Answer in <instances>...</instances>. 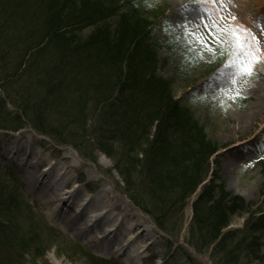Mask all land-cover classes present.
Wrapping results in <instances>:
<instances>
[{
	"label": "trees",
	"instance_id": "1",
	"mask_svg": "<svg viewBox=\"0 0 264 264\" xmlns=\"http://www.w3.org/2000/svg\"><path fill=\"white\" fill-rule=\"evenodd\" d=\"M133 1L136 0H0V43H11L15 30V39L24 40L23 58L17 70L31 73L32 61L27 58L32 52L36 56L32 68L48 57L55 64L52 73L39 82L44 99L40 93L37 98L32 95L37 99L32 106L26 96L19 104L20 110L24 116L34 110L32 125L59 141L63 130L69 129V142L89 161H96L92 157L96 151L111 160H116V155L125 159L116 170L127 195L170 235L183 226L182 218L176 225L165 226L174 206L183 204L201 188L193 201L187 244L198 253H208L214 264L264 262V211H251V204L240 196H232L215 181L217 172L211 162L218 149L206 138L190 110L174 99L170 81L158 77L155 49L160 46L159 41L149 28L146 30L150 23L143 25L147 17L139 16L141 9ZM130 4L131 16L126 11ZM120 12L135 24L132 27L123 22L120 42L109 41L101 32L94 36L98 42L92 39L78 44L71 38L75 27H87L110 16L120 17ZM218 49L223 50V46ZM224 56V52L220 54V58ZM74 94L82 100L65 101ZM84 103L93 108L95 118L86 119V106L77 110ZM3 108L0 101V129L22 128V115L13 118ZM48 109L51 115H57L56 129L41 121L42 113ZM109 143L117 146L119 152L113 153L116 149L110 148ZM172 162L176 163L174 168ZM163 163L166 171L160 168ZM144 194L149 196L148 203L143 200ZM1 199L0 209L11 206L13 218V205L7 206ZM247 214L243 227L229 228L235 217ZM30 232L0 222V249L6 246L13 254L16 243L24 246L40 239L35 227ZM34 248L41 255L40 249Z\"/></svg>",
	"mask_w": 264,
	"mask_h": 264
},
{
	"label": "rangeland",
	"instance_id": "2",
	"mask_svg": "<svg viewBox=\"0 0 264 264\" xmlns=\"http://www.w3.org/2000/svg\"><path fill=\"white\" fill-rule=\"evenodd\" d=\"M222 1L136 0L132 3L141 9L139 16L147 17V22L143 25L148 22L150 25L146 30L149 28L154 39L159 41L160 46L157 50L155 49L158 58V77L170 81L174 99L190 110L192 117L204 129L206 138L218 149L212 157L215 162H211V168L216 169L217 172L215 181L222 184L225 191L232 196H240L246 203L251 204V211L258 213L264 211V34L260 31L264 28V0H255L253 3L255 9L252 7L251 9H254L256 14L251 16L249 23L241 16H237V9H231L230 1L237 0H229L227 9L220 8L221 11H219ZM239 2L240 7L245 0H242V3ZM131 9L133 6L130 4L126 10L130 16L133 15L130 12ZM126 16H110L87 27L83 24L79 25L78 28L75 27L76 31L71 38L78 44L82 41H92V39L98 42L100 40L94 36L101 32L106 34L109 41L120 42L122 36L119 30L122 29L123 22L124 25L129 23L132 27L135 26L134 22H130ZM233 29L241 35H244L245 29L254 33L260 41L261 49L257 53L260 63L254 66L253 75L251 77L237 76L236 83H232L231 80L235 69L225 67L230 59L229 53L234 49L231 36ZM17 33L18 31L15 30V34L10 38L11 43H0V101L4 105L3 111L5 114L9 112L13 118L22 115L19 121L22 128L19 130L0 129V198L7 206L13 205L16 211L12 215L15 218L13 220L11 206L6 209L3 206L0 209V222L7 227H14L27 233H31L30 230L35 227L40 233L38 235L40 239L30 241L24 246L16 243L14 246L16 252L14 251L13 254L6 246L0 249V264H93L97 263L96 260L100 261L97 264H128L119 255L96 253L90 245L76 240L69 230H65L49 218L50 210L29 193L28 183L23 179L21 164L9 159L6 153V146L9 143L18 141L20 144L26 140H32L36 146L42 144L60 151L61 154L72 155L73 161L83 166L84 173L92 174L95 180H102L92 193L102 189L101 186L113 190L115 196L121 198L122 206H127L139 221L142 220L153 230L152 241L155 243L142 254L140 259H136L134 264H214L208 253H198L187 244L189 223L193 218V201L201 188L183 204L178 203L174 206L175 211L171 214L169 223L165 222V226L168 228V225H176L181 218L183 226L181 230L170 235L156 224L154 216L136 206L127 195L121 176L116 170L118 165L123 166L125 159L120 160L116 155V160H111L107 155L96 151L92 156L96 161H89L83 158L69 142V129L63 130L61 135L64 143H61L62 141L54 136L40 132L32 125L34 110L27 116L23 115L19 108L20 102L29 96V104L33 106L37 100L34 97L37 98L39 93H43L39 82L46 78L47 74L52 73L50 70L55 64L52 58L50 63L48 57L45 60H39L38 67L32 68L36 62V56H33L35 52H32L30 59L27 58L30 62L32 61L31 73L25 74L23 71L26 69L18 71L17 66L23 58L21 48H24L22 45L24 40H16ZM189 33L202 35L212 51H208V48L195 42ZM220 44L223 50L219 51ZM47 52L48 50L44 53L47 54ZM223 52L225 56L220 58ZM28 91L29 94H27ZM237 93L239 95H236ZM8 95L18 97L11 99ZM78 98L82 100L83 97L74 94V97H66L65 101H77ZM41 99H44V94L41 95ZM83 106H86V103L79 106L77 110H81ZM83 113L87 115L86 119L95 118L91 106L87 105ZM42 114L41 121H45L55 129L58 128L59 125L55 121L57 115H51L50 109ZM46 131L49 132V129ZM110 144L112 143L108 144L110 148H117V146L111 147ZM17 146L13 144L12 147ZM39 149L44 150L43 147ZM118 152L116 149L113 153ZM45 155L51 154L46 152ZM171 164L172 168L176 166L175 162ZM45 165L42 164L38 174L42 172ZM165 167L163 163L160 168L166 171ZM181 170L186 171L185 168ZM176 172L179 173L178 170ZM208 180L210 181V177ZM144 195L143 200L148 203L149 196ZM88 196H83L80 203H87ZM6 210H8L7 214ZM247 217L248 214L235 217L229 228L243 227ZM7 219L13 220L12 223H8ZM261 242L263 243L262 253H264V235ZM34 247L40 249L41 255L35 252ZM251 264H264V262Z\"/></svg>",
	"mask_w": 264,
	"mask_h": 264
},
{
	"label": "bare ground",
	"instance_id": "3",
	"mask_svg": "<svg viewBox=\"0 0 264 264\" xmlns=\"http://www.w3.org/2000/svg\"><path fill=\"white\" fill-rule=\"evenodd\" d=\"M239 1L242 3V0L230 1L231 9H237V16L250 22L256 14L255 0L252 3L245 0L240 7ZM228 4L229 0H223L219 11ZM13 144L18 146L12 147ZM41 147L44 150H38ZM46 152L51 155H45ZM6 153L9 159L21 164L29 193L50 210L49 218L96 253L116 254L128 264H134L155 243L153 230L127 206L123 207L113 190L101 186L102 189L92 193L102 180L84 173L83 166L73 161L72 155L61 154L50 146H36L32 140L11 142ZM44 163H48V170L38 174ZM92 194L95 195L88 196ZM83 196L89 197L86 204L80 203Z\"/></svg>",
	"mask_w": 264,
	"mask_h": 264
},
{
	"label": "snow or ice",
	"instance_id": "4",
	"mask_svg": "<svg viewBox=\"0 0 264 264\" xmlns=\"http://www.w3.org/2000/svg\"><path fill=\"white\" fill-rule=\"evenodd\" d=\"M151 6V5H149ZM215 26V25H213ZM207 27V25L205 26ZM244 35L233 29L231 36L233 37L234 49L229 53V61L225 67L234 68L235 71L231 76L232 83H236L237 76H248L253 75L254 66L260 63V58L257 55L260 49V41L256 35L249 30L245 29ZM261 33L264 34V28L260 29ZM195 42L199 43L202 47L208 48L207 42L202 35H196L189 33ZM208 51H212L208 48ZM215 53H213L214 55ZM236 95H239L237 93Z\"/></svg>",
	"mask_w": 264,
	"mask_h": 264
}]
</instances>
